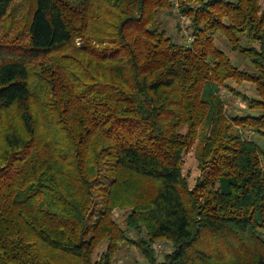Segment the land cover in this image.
<instances>
[{"label":"trees","instance_id":"1","mask_svg":"<svg viewBox=\"0 0 264 264\" xmlns=\"http://www.w3.org/2000/svg\"><path fill=\"white\" fill-rule=\"evenodd\" d=\"M25 7L0 42V264H114L126 243L148 264H264L261 0H0V28Z\"/></svg>","mask_w":264,"mask_h":264},{"label":"rangeland","instance_id":"2","mask_svg":"<svg viewBox=\"0 0 264 264\" xmlns=\"http://www.w3.org/2000/svg\"><path fill=\"white\" fill-rule=\"evenodd\" d=\"M232 2L236 0H230ZM261 7L264 9V0H261ZM26 7L24 10L20 13V15L16 19V23L10 28V25L6 21L4 23V26L0 28V42H5L11 39H14L16 36L17 31L21 28L24 18L23 16L26 14ZM161 20L163 21L164 28H166L167 34L177 43H187L188 40L187 38L191 37V32L187 28V21L186 19H181L176 11H170V12H164L161 14ZM11 24V23H10ZM181 31H179V28ZM244 43L252 46L253 43L250 41H245ZM218 44L221 47L222 50L227 52L232 60L236 61V63L244 68H247V60H243L242 56L239 54H235L234 52H231L229 45L227 42H225L222 39H218ZM233 88L236 87L234 84L232 86ZM240 92H243L247 96H255L256 92L254 91V86L247 82L242 84L239 87H236ZM229 101L227 103V111L230 114H235V113H241L245 108L242 105V101L240 98H235L234 96H231L227 98ZM183 174L189 176V180L191 181V184L194 183L195 179L198 176V161H196V155H195V149H192L190 152L185 153L183 157ZM123 215L120 212L115 213V219L122 221L123 220ZM130 238L131 240L137 239V235L133 234V232H130ZM143 236V235H141ZM144 237V236H143ZM106 244L97 250V255L95 258L99 257L100 252H102L105 249ZM155 248V253L158 259H162L163 256L166 253H170L172 251V246L170 243L166 241H160L154 244ZM114 264H148L145 258L142 256L141 252L139 249L130 243L123 244L119 250V252L116 255L115 258V263Z\"/></svg>","mask_w":264,"mask_h":264},{"label":"built area","instance_id":"3","mask_svg":"<svg viewBox=\"0 0 264 264\" xmlns=\"http://www.w3.org/2000/svg\"><path fill=\"white\" fill-rule=\"evenodd\" d=\"M78 44H79V42H78Z\"/></svg>","mask_w":264,"mask_h":264}]
</instances>
